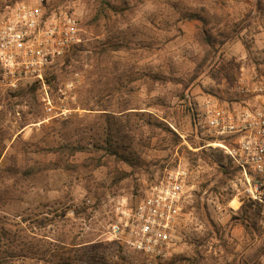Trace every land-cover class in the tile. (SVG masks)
Masks as SVG:
<instances>
[{
  "label": "rangeland",
  "instance_id": "rangeland-1",
  "mask_svg": "<svg viewBox=\"0 0 264 264\" xmlns=\"http://www.w3.org/2000/svg\"><path fill=\"white\" fill-rule=\"evenodd\" d=\"M19 1L0 0V17ZM47 3L83 39L46 84L0 93L3 264H264L258 211L197 119L205 97L229 104L241 77L264 80V0ZM178 164L185 214L171 260L150 262L107 226Z\"/></svg>",
  "mask_w": 264,
  "mask_h": 264
},
{
  "label": "built area",
  "instance_id": "built-area-1",
  "mask_svg": "<svg viewBox=\"0 0 264 264\" xmlns=\"http://www.w3.org/2000/svg\"><path fill=\"white\" fill-rule=\"evenodd\" d=\"M82 39L80 20L69 9L51 7L47 0L8 6L0 17V93L46 84L48 70ZM232 90L235 97L229 104L217 96L203 99L198 126L206 137L204 147L218 146L238 169L264 232V80L241 77ZM188 181V168L178 164L135 201L119 200L107 226L109 237L150 262L170 260L185 214Z\"/></svg>",
  "mask_w": 264,
  "mask_h": 264
},
{
  "label": "trees",
  "instance_id": "trees-1",
  "mask_svg": "<svg viewBox=\"0 0 264 264\" xmlns=\"http://www.w3.org/2000/svg\"><path fill=\"white\" fill-rule=\"evenodd\" d=\"M99 18H101V17H99ZM99 18H98V20H99ZM80 24H81V22H80ZM82 27V26H81ZM83 32V31H82ZM47 79V75H46V77H45V80ZM41 84V82H34L33 83V85L31 86L32 88H35L36 86H38V85H40ZM238 170V169H237ZM258 218H259V215H258ZM4 259L0 256V263L1 264H3V263H5V261H3ZM171 260V259H170ZM115 264H117V263H115Z\"/></svg>",
  "mask_w": 264,
  "mask_h": 264
}]
</instances>
